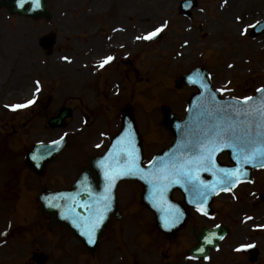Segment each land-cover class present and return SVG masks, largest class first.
I'll return each mask as SVG.
<instances>
[{
  "label": "rangeland",
  "instance_id": "1",
  "mask_svg": "<svg viewBox=\"0 0 264 264\" xmlns=\"http://www.w3.org/2000/svg\"><path fill=\"white\" fill-rule=\"evenodd\" d=\"M181 1L48 0V8L53 16L49 22L11 16L6 10H1L0 108L2 104L8 105L11 102L26 101L31 98L35 80L43 86V99L40 105L29 112L30 114L18 115L28 116L27 127L23 133L16 132L11 127L0 128V150L3 145L8 143V140L15 146L17 143L21 144L17 141V139L21 140V135L22 138L31 141L38 139L56 141L59 136L65 133L68 136V150L72 147L76 148L83 144L84 140H87L85 137H81L88 130L83 129L79 132L83 128L81 123L84 120V112L91 115L94 125L98 119L101 123L103 116L108 114L114 118L113 123L120 124L119 112L127 102L134 107L144 137L156 147H165L167 142L168 144L171 142V138L165 129L160 127L161 106L169 104L173 111L183 118L187 110L186 100L195 90L192 88L177 90L175 87H171L173 97H165L164 92L167 86H163L159 82L161 73H165L169 75L168 78L173 79L194 67L204 66L210 70L215 86L225 92V96L240 99L252 96L259 87L264 86V33L255 39L251 38L249 34L241 36L242 29L264 16V0H250L245 5L238 3L239 7L231 13L233 14L232 18H227L224 12L218 10L221 2L226 0H197L199 5L193 10L194 18L191 21L178 15ZM259 12L261 13L260 17H258ZM103 20L109 21L110 24L105 26L106 23L102 22ZM121 21L135 28L137 37L133 39L135 32L133 33L134 30L131 28L128 33L122 35L120 40L109 43L107 40L109 32L117 26L123 27L117 24ZM100 22L103 26L99 25ZM167 23L168 28H165L166 31L161 39L153 44L143 41L145 37L143 34L157 28L161 29ZM187 28L189 31L185 32ZM50 32L58 34V43L54 54L48 57L40 49L38 41L40 37ZM101 39H103V43H99ZM183 41L189 43L190 46L182 47ZM106 42L110 46L113 44L116 46L125 45L126 51L135 55L134 61L137 67L126 63L130 78L126 82L121 78V81H117L113 85L111 81V90L106 89L109 86V80L104 81L102 86L103 81L100 84H97L96 81L95 84L90 83L91 95L85 96L83 91L86 89V84L85 86L82 84L96 77L94 71L96 69L99 71V62L109 53L102 54L103 51H101L94 54V50H99V47L105 46ZM167 43L172 46L169 49V55L164 56L161 52L164 51ZM126 51L122 52L120 58ZM178 53L182 55L179 57ZM91 54H94V59L91 58ZM93 63L94 69H92ZM175 66L178 67L177 70L173 69ZM121 68L119 66L116 71L119 72ZM20 69L27 70V74L23 77L19 76ZM80 75H89L90 77L82 79ZM129 83L134 84V95L131 93ZM93 89H97L98 92L93 93ZM102 89L105 91L102 92ZM28 90L29 93H27ZM140 90L141 93H139ZM76 95H80L83 99L77 98ZM3 97L4 99H2ZM6 97L8 99H5ZM63 106H71L74 110L73 118L67 127L58 130H52L47 126L45 128L42 124L45 118L58 113ZM107 109L108 112H106ZM4 113L7 114V111ZM114 115L119 116L114 117ZM103 125L104 133H108L107 135L116 130L111 129L112 126L108 125L107 121ZM103 125L102 123L98 124L97 131L103 130ZM153 131L157 133L156 137ZM150 146L148 145V149ZM13 153L14 151L9 149L8 155L11 156ZM84 153L85 150L78 148L72 153L73 156L69 155L68 157H72L74 163H77L81 157L79 162L85 159ZM88 153H92L90 149ZM4 157V152L0 151V160H6ZM86 163L79 165L77 173L70 174L71 179L63 175L61 180L65 181L67 178L68 180L63 182L62 186L69 185L74 181ZM3 174L0 167V185L3 183ZM257 175H259L257 188L249 185L240 189L238 194H241L242 197L237 203H234L229 197L220 198L216 204L217 219L206 223L213 225L217 221L224 220L231 224L232 235L236 237L237 242H240L238 232L241 227L239 224L240 213L257 216V213L264 211V204L257 198V195L264 193V173H257ZM53 181L57 182L56 179ZM35 183L33 180L28 187V193L33 197L39 190L34 187L37 185ZM19 185L15 186L13 190L14 196H17L16 190ZM250 191H252V196H250ZM123 193L121 191V195H124ZM131 193L133 205L127 207L123 204L125 217L121 223L123 229L120 230L119 244L116 245L117 233L113 232L115 242H112L113 237H110L94 257H89L91 259L82 257L86 253L77 246V242L72 237L60 230H49L48 222H45L37 204L33 203V197L29 199L32 203L31 207L24 203L27 220L32 222L28 223L29 225L27 224L24 230L16 229L13 226L12 233L5 235L4 230L8 229V216L6 215H10L11 208L2 207V202L6 200H1L0 264H33L31 258L38 252H46L51 255L48 264H74L76 261L77 264H162L163 253H167L173 258V264H188L181 257V252L177 251V248L181 247L180 244L183 242L188 247L196 243L194 236H190L192 230L189 228L183 232L180 237L182 239L167 240L156 232L151 213L137 207V205L139 206L137 204L139 196L136 190L133 189ZM175 198L181 200L179 194H175ZM14 199L8 198L7 203L12 206ZM14 204H16V200H14ZM225 206L228 207L227 210H230L229 213H226ZM193 219L198 223H205V220H201L195 215ZM263 223L264 217L262 221L258 222V225ZM254 224H257V221ZM234 236L228 242H232ZM57 240L58 242H56ZM254 241L263 248L264 232L257 231ZM66 248L70 251L67 252ZM174 251L180 254L178 255L179 259L175 257ZM220 254L223 253H218V255Z\"/></svg>",
  "mask_w": 264,
  "mask_h": 264
},
{
  "label": "water",
  "instance_id": "2",
  "mask_svg": "<svg viewBox=\"0 0 264 264\" xmlns=\"http://www.w3.org/2000/svg\"><path fill=\"white\" fill-rule=\"evenodd\" d=\"M45 3L46 0H39V7H37L34 0H24L23 6H20L19 0H0V8L7 7L12 13H20L34 18L42 16L48 17ZM45 43L46 44L42 41V44L45 45L44 47L51 50L50 48L54 44V38L50 37ZM203 78V80L199 78L183 80L186 83L189 82L192 85L198 86L200 88V92L194 95L191 99L188 116L185 122L178 121L169 113L165 114L166 118L164 120V124L171 131L176 141L172 149L163 154V156L157 158L151 168L147 170L148 173L151 171V174H145L143 171L137 175L131 176L119 174L125 166L129 165L130 159L128 153L133 149L135 150L136 161L139 162L142 158L139 137L137 138L136 146H132L130 144L129 148L119 147L120 142L123 139L130 142L128 136L132 131H135V125L131 112L127 111L124 113L126 121V126L124 128L129 132L124 133L123 136L121 135L114 141L112 145L111 157H108L109 161L106 160L107 162H104L103 159L93 161L90 168L80 176L79 181L81 182L77 183L76 188H74L71 192L59 194L44 190L43 194L40 196V202L43 207V212L48 217L52 218L53 226L63 225L70 229L80 240H82L87 250L92 253L96 250L99 238L105 227L112 220L113 216L119 218V211L114 194L116 186L120 181L118 180L119 178L140 180L144 184L145 189L143 203L149 207H154L155 200H157V202H164L167 198L168 202H173L171 192L172 189H176L175 187L182 189L186 195L187 201L196 205L211 199L217 192L231 187L233 184L220 186L219 182L221 181L223 174L219 170L224 168H221V165L217 162V156L221 152L228 151L230 153V157H235V161L238 163V161H242L243 153L238 150H234L231 147H224L223 143L220 142L219 137H217L215 133L220 132L224 136L225 140H228V137L230 136V127L236 128L239 134L247 131L251 134L252 140L255 142L253 146L260 147L261 143L257 134L264 132V126L261 124V119H259L252 112V106L250 104H254L253 101L236 102L233 100H220L218 92L212 88L205 73L203 74ZM258 98L259 97H257L256 100ZM70 113L69 109L63 110L61 115L52 120L50 124L53 127L64 126V120L70 116ZM127 126L130 127L132 131L128 129ZM209 139L218 144L217 151L212 154L215 167L209 171H204L202 169H195L193 171V176L199 178L195 181V183L201 188L202 192L206 194V198L196 196L190 190L191 184L188 182L183 180H181L180 183L172 182L176 179V177H172L171 180L163 179V174L167 169L173 165L179 166L181 161L188 162L191 158L198 154L199 149H197V152H193L191 150L193 145H196L198 141H202L205 146H209ZM228 142L231 141L229 140ZM50 150L51 149L42 147L40 154H46V159L48 158V160H51L52 156L49 154ZM57 152L58 150L55 151L54 154H57ZM115 156H117L119 161L114 158ZM139 157L140 159L138 160ZM261 163L262 161L259 157H257L252 162L254 165H250L258 167ZM158 167L161 168L157 169ZM158 173L161 176L160 179H157ZM142 176L145 178H141ZM104 186H107L108 188V197L106 196V191L103 189ZM87 197L88 202H90L89 204H86L88 206L94 204L99 206L98 208H104V206L108 207L103 221L97 226L98 231H95L96 234L93 236V243H88L87 236L82 235V233L89 231V228L84 227L85 225L80 221L85 217V213L82 208H85L86 205L83 206V203L80 200H75V198L86 199ZM152 198L154 199L153 202ZM63 199H72V201L65 202ZM155 208L159 209L160 207L157 205ZM178 211L180 210L178 209ZM181 212L183 213L182 220H177L176 216L173 214L171 215V217L173 216L171 224H174V222L177 221H179V224L176 228L167 231L166 233L168 235H175L178 230L185 226L187 211L181 208ZM100 216L101 213L97 212V217ZM209 233L212 234V239L209 240L211 243L208 242L207 244L208 252L213 244H216L219 240L216 234L217 231L210 232L205 230L202 234H198L200 243H204L203 239H205L206 236H210ZM39 262L40 264H44L46 262V257L41 256Z\"/></svg>",
  "mask_w": 264,
  "mask_h": 264
},
{
  "label": "snow or ice",
  "instance_id": "3",
  "mask_svg": "<svg viewBox=\"0 0 264 264\" xmlns=\"http://www.w3.org/2000/svg\"><path fill=\"white\" fill-rule=\"evenodd\" d=\"M23 2L24 0H19L20 6H23ZM34 3L36 4L37 7H39V0H34ZM161 31L162 29L157 28L155 32L150 33L148 36L144 37V39H151ZM112 59H113L112 57H107L105 60L101 62L100 67H104V65L109 63ZM37 91H39L38 82H37ZM258 91H264V89H258ZM251 99H252L251 97L245 98L246 101H250ZM32 103H34V100H29L27 104L24 105H12L10 107L12 108V110H16L19 108L27 107ZM257 115L261 119L262 126H264V111H258ZM246 118H247V114H246ZM229 132H230V136L228 137V140H225L224 136L220 132H216L215 135L219 137L220 142L223 143L224 147H231L234 150H238L241 153H243L242 161H238V163L250 164L253 162L254 159L259 157V159L262 161L261 166L264 167V132H260L257 134V137L261 143L260 147L253 146L255 142L252 140L251 134L247 131H245L242 134H239L236 128L230 127ZM229 140L231 142H228ZM208 145L209 146H205L202 141H198L197 144L193 145L191 148L193 152H197V149H199L198 154L195 155L193 158H191L188 162L181 161L179 163V166L173 165L172 167L167 169L166 172L163 174V179L171 180L172 177H176V179L172 182L180 183L181 180L188 182L191 184L190 190L196 196L201 198H206V194L202 192L201 188L195 183V181H197L199 178L193 176V171L195 169H202L204 171H209L215 167L212 154L215 151H217L218 144H216L214 141L209 139ZM128 155L130 159V166H125L121 170V173L119 174H122L124 176L139 174L142 170L139 168V164L136 161L135 150L133 149L131 152L128 153ZM219 171L223 174L221 181L219 182L220 186L234 184L236 181L240 179V175H237L239 171L237 168L220 169ZM242 174L246 175V173H242ZM141 178H145V177L142 176ZM160 178L161 176L158 174L157 179ZM169 214L171 215L173 213L170 212ZM102 218L103 217L101 216L100 220H102ZM98 223L99 220L95 223H92L89 231L82 233V235L87 236L88 243L94 242L93 234L95 228L98 226ZM208 242L211 243V241ZM200 251L203 252L204 249L201 248Z\"/></svg>",
  "mask_w": 264,
  "mask_h": 264
},
{
  "label": "bare ground",
  "instance_id": "4",
  "mask_svg": "<svg viewBox=\"0 0 264 264\" xmlns=\"http://www.w3.org/2000/svg\"><path fill=\"white\" fill-rule=\"evenodd\" d=\"M228 2H224V4L221 3V10L222 12H225V14L227 15V17L229 18H232L233 17V11H236L235 8H238V3H241L243 5H245L248 1L250 0H227ZM261 13L259 12V16L260 17ZM120 148H129L130 147V143L128 142V140L126 139H123L121 142H120V145H119ZM104 191H106V196L108 197V194L109 192H107V186H104L103 187ZM65 202H70L72 201V199L70 200H66V199H63ZM75 200H80L82 203H83V206L86 205V204H89L90 202H88V197L86 199L84 198H75ZM99 206H96L94 204H92L91 206H88L86 205L85 208H82L83 209V212L85 213V217L83 219H81V223L84 224L85 226L84 227H88L90 229L92 223H95L99 220V223L98 224H101V222L103 221L104 219V216H105V212L107 211L108 207L107 206H104V208H98ZM97 212H100L101 213V216L103 217L102 220H100V217H97ZM87 218V219H86ZM80 223V222H78ZM98 227L95 228V231L97 230ZM94 231V233H95Z\"/></svg>",
  "mask_w": 264,
  "mask_h": 264
}]
</instances>
